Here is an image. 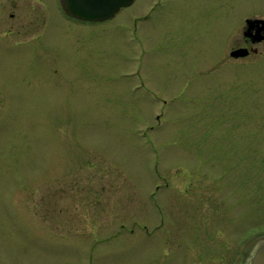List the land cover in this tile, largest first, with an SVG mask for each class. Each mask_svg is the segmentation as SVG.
<instances>
[{
  "label": "rangeland",
  "instance_id": "1",
  "mask_svg": "<svg viewBox=\"0 0 264 264\" xmlns=\"http://www.w3.org/2000/svg\"><path fill=\"white\" fill-rule=\"evenodd\" d=\"M0 10V264H236L240 244L246 263L264 240V41L229 50L264 0ZM21 15L32 27L9 30Z\"/></svg>",
  "mask_w": 264,
  "mask_h": 264
},
{
  "label": "water",
  "instance_id": "2",
  "mask_svg": "<svg viewBox=\"0 0 264 264\" xmlns=\"http://www.w3.org/2000/svg\"><path fill=\"white\" fill-rule=\"evenodd\" d=\"M133 0H59L63 11L70 16L84 21H103L112 17L122 7L128 6ZM256 31L254 41L260 42L264 39V20ZM263 31V33H260ZM230 56L234 58L244 57L248 54L246 48H237L230 51ZM244 264H264V240L261 241Z\"/></svg>",
  "mask_w": 264,
  "mask_h": 264
},
{
  "label": "flooded vegetation",
  "instance_id": "3",
  "mask_svg": "<svg viewBox=\"0 0 264 264\" xmlns=\"http://www.w3.org/2000/svg\"><path fill=\"white\" fill-rule=\"evenodd\" d=\"M9 3H10V6H12V8L14 9L15 7H16V0H9ZM8 3H6L5 5H7ZM57 4H58V6H59V8L62 10V12H64L63 11V9L61 8V5H60V3H59V0H57ZM2 8V7H1ZM11 8V7H10ZM0 11H2V10H0ZM22 12H24V11H22ZM64 14L66 15V16H68V17H70V18H74V19H76V20H79V19H77V18H75V17H73V16H69V15H67L65 12H64ZM24 16H28L29 15V13L26 11L24 14H23ZM23 15H21V20L19 21V23H18V20H17V24L16 25H12V24H10V26H8V29L9 30H11V29H15V32H18L21 28H24V27H29V28H31L32 27V25H33V22H32V20H29V18L27 19V20H25L22 16ZM10 17H13V13H10ZM47 17V16H46ZM204 18H205V20H204ZM204 18H202V21H204V23L202 24V28H204V30L205 31H207L208 33H209V31L211 30V25H213V23H214V21H215V17H214V15H212L211 13H207V15H205L204 16ZM3 19H5V18H3ZM256 19H260V18H252V19H245L244 21H242L243 22V25H242V30H241V34H242V41H239L236 45H234L230 50H229V53H230V51L231 50H233V49H237V48H246L247 50H248V54L246 55V56H244V57H238V58H234V57H231L230 56V54H229V57L230 58H232V59H242V58H246V57H248L249 55H251V54H253V53H255L256 52V45H258L259 43H261V42H263L264 41V39L262 40V41H260V42H256V41H254V38H255V34H256V31H257V29H259V27L262 25L261 24V22H256L255 20ZM12 21V20H11ZM81 21H83V20H81ZM198 21L199 20H197V22H191L190 24H191V27L192 28H194V27H196V24H198ZM44 22L46 23V19L44 20ZM3 23H5V22H3ZM43 23V19H41V24ZM40 24V25H41ZM241 25V24H240ZM239 25V26H240ZM238 27V26H237ZM260 33H263V31H261ZM254 238H261V237H254ZM264 238V237H263ZM254 243H255V245H256V240L254 241V239L252 240V245L250 244V247L247 249V252L245 253V256H244V258L243 259H247L248 258V256L250 255V252H251V250H252V248L254 247L253 245H254ZM241 245V244H240ZM238 246V248L240 247V249L238 250V252H237V254L235 253L234 254V259L235 260H237V263L236 264H244L245 263V261H243L242 259H241V255H242V251L245 249V247H244V249L242 250V245L241 246ZM237 249V248H236ZM236 250L234 249V252H235ZM233 252V253H234ZM221 255V254H220ZM223 255V254H222ZM231 258V257H230ZM245 259V260H246ZM239 261H240V263H239Z\"/></svg>",
  "mask_w": 264,
  "mask_h": 264
}]
</instances>
